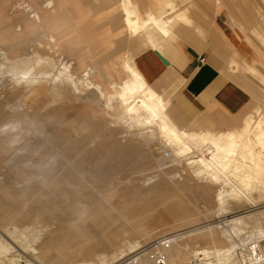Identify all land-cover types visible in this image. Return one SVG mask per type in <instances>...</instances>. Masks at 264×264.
Returning <instances> with one entry per match:
<instances>
[{"label": "rangeland", "instance_id": "1", "mask_svg": "<svg viewBox=\"0 0 264 264\" xmlns=\"http://www.w3.org/2000/svg\"><path fill=\"white\" fill-rule=\"evenodd\" d=\"M15 1L0 0V231L4 232L3 227L9 229L15 226L18 234L42 237L41 242L37 243L38 253L23 251L21 252L23 259L33 264H50L48 256L56 252L67 255L70 263L75 264L79 261L80 257L75 252L77 248L73 246L74 250L71 251L72 245L70 247L66 243L72 236L64 235L68 231V225L64 221L66 218H72L75 221L77 219L76 212L88 213L94 211L90 206L97 203L102 204L106 210L108 209L107 212L111 214L113 219V222L111 220L110 224L106 226L103 222L100 223L105 232L117 237L122 235L123 239H130L134 233H140L139 236L141 238L139 240L143 239L141 241L143 246L157 239L156 236H151L153 232L143 233L148 230L147 223L151 220V215L161 212L164 207L172 206L171 204L174 201H178L177 205L184 207L185 211L191 215L201 211H203V214H207L200 217L199 221L192 223L189 228L207 224L225 227L224 222H229V219L226 218L227 216L233 218V216L236 217L245 212H251L252 216L263 220L264 185L262 182L256 183L252 181V190L248 193L251 200H255V208L246 209L249 208L246 205L241 210L235 206V203H231L229 205L230 212L224 216L217 217L215 211L210 210L212 204L209 203V200L213 199L212 195L200 196L197 192L199 189L194 187L193 184L191 185V182H187L181 188L182 191L175 189L171 185L170 180L174 179L175 176L178 177L182 172L175 169L174 165L169 161L160 165L156 162L155 155L158 152L156 151L158 144L155 141L150 142L148 145L142 143L143 145L140 148L142 156H138L140 159L137 158L138 160L135 163L129 164L121 163L115 155L110 154L108 147H99V145H103L104 142L109 140V135H112L116 140L124 139V137L135 139V132H150L155 139L159 140L164 152L166 150L174 151L173 144L168 146V144L160 142L161 137L156 128H141L136 125L137 121L131 122L117 109L114 115L119 116L118 119L120 118L119 121L120 123L122 122V125L110 121V118L104 115L103 100L98 99L102 102L96 103L95 106L91 103L92 105L90 106L94 107H90L84 101L87 98L79 96L78 90L75 91L65 80L63 81V86H56L54 89L53 82L49 81L46 84V88H48H45L46 90H42L34 97L30 96V89L25 85H16L13 75L7 69L21 60H27L32 55L30 54L32 44L40 43L41 40H47L48 42L51 40L49 37H53L55 40L57 37L65 40L66 37L64 35L68 31H65V28L56 27L57 22L49 19V21L44 23L47 25L46 32L40 28V30L32 34V30L27 31L23 27L27 23L24 21L27 20L29 12L26 10L30 5L17 4L16 9L17 7L25 8L26 6L25 11L22 9V13L20 10L12 9ZM52 1L53 3L55 2V0ZM118 1L113 0V5L118 7ZM172 1L176 6L177 12L182 10L188 19L191 18L189 22L180 21L177 24H190L195 27L204 26L207 31L206 33H197L199 42L196 43L177 40L173 42L172 45L177 48L178 58L180 59L183 50L188 46H194L203 52H216L224 61L222 72L230 79L234 86L232 91L236 92L237 97L241 100L237 109L232 111V114L224 113L223 110H197L193 106L194 116L197 117L204 112L207 122L216 123V126L211 129L202 126L200 130L219 135L224 132V126H230V129L235 132L232 134L235 135V130H239L242 125V117L251 114L240 132L244 138L249 136L252 142H255L253 128L255 122L261 121L264 129V84L252 74L251 69L249 71L245 70L242 64H248L249 68H254L253 59H257L264 64V20L261 18V14H264V0ZM30 3L31 6L36 7L35 0L33 3L30 0ZM58 4L59 1H57ZM67 7L71 8L70 6ZM35 10L38 11L39 9L36 8ZM61 12L63 13L64 11L61 10ZM216 14L218 19H223L233 30L232 42H227L226 39L221 38L213 30L212 20ZM46 15L53 14L48 12ZM257 18H261L262 24L258 25V23H255V27H252ZM196 21L200 25H197ZM18 27L22 28L20 32L17 31ZM76 29L69 28L68 30L70 32L73 30L72 33H74ZM40 32L41 35L39 34ZM66 45L57 44L54 47L55 53H61ZM72 45L69 44V47ZM79 51L81 50L76 49L75 53L79 54ZM82 52L85 59L84 61L79 59L77 64H75V61L73 62L77 55L73 54L72 58H68L66 55L70 54L67 52L62 57L60 54L58 57L56 53L54 59L58 64L59 60L63 58L66 61L73 62V72L81 78V75L87 70L92 71L87 64L88 60L93 66V71H95L96 67L98 68L96 61L88 58L87 47ZM127 52L132 55L128 49V42H125L118 54H116L118 56L117 60L109 61L110 67L114 68V64H117L115 70H120L118 66ZM233 60L240 64V67H238L237 63L235 64V67L238 68L235 72H233L235 67L230 68L229 66ZM93 62H95L96 66ZM49 68L47 66L39 67L36 68V71L41 69L40 73L53 75L60 67L56 70ZM96 72L98 73L97 69ZM90 79L94 81L92 74ZM82 80V83L87 82L83 77ZM172 81L173 78L171 77L165 85H170ZM97 82H101V78ZM102 84L106 87L109 86L107 85V80ZM64 85L74 89V94H72L68 86ZM182 85V83L175 82L170 86V89L166 91V102L169 103L174 100L184 106L192 105V101L183 94ZM108 89L106 92H112L111 88ZM81 95H86L90 98V93L88 94V92ZM247 98L248 100H245ZM93 109L94 111H92ZM236 114L241 116L238 123L233 126L226 124L225 121L233 120L234 116L232 115ZM90 115L94 116V118ZM143 115L145 116L144 113H142ZM79 124H85L88 127L84 134L76 132ZM253 146L254 152H259L264 156V150L260 145L256 144ZM203 148L205 149V147ZM167 158L170 161L174 160L178 164L184 165V163H180L175 158L174 153L173 156ZM157 173L164 174L166 179L160 182L157 181L159 183V194L153 199L155 200L154 204H156L155 209L147 213V215L151 216L150 218L143 217L136 221L126 219L127 215H124L125 217L122 216L113 207L118 199H115L114 202L105 201V197L102 195L105 191L114 188H128L129 194L136 189L149 188L153 184L143 186L142 182H147L145 178ZM229 181L236 187L243 188L238 177L235 178L230 175ZM161 192L165 194L160 195ZM194 207L195 209L192 210ZM128 210H133V206H129ZM33 214L34 216L28 217ZM176 214L179 213L177 212ZM35 216L42 220L31 221ZM40 222H44L42 224L43 227ZM242 237L244 238L243 235ZM247 240L249 239H244L241 242L234 237L236 246ZM262 243L264 244V242ZM94 245L97 246L95 238L92 239L90 247ZM16 246L19 247L18 245ZM51 248L53 251H50ZM41 251L44 252L43 256L39 254ZM150 253V251L145 252L141 259L143 261L147 256L149 263L153 264V261L149 259L148 254Z\"/></svg>", "mask_w": 264, "mask_h": 264}, {"label": "crops", "instance_id": "2", "mask_svg": "<svg viewBox=\"0 0 264 264\" xmlns=\"http://www.w3.org/2000/svg\"><path fill=\"white\" fill-rule=\"evenodd\" d=\"M57 1H59L58 5ZM112 1L113 0H55L53 3L52 0H35V6L39 9L38 12L42 23L40 24L41 29L47 27L44 23L50 19L57 22L56 27L65 28V31H68L65 32V40H61L59 37L56 38L57 44H67L64 50L59 53L61 57L65 54V52H67L70 55L66 56L68 58H72L73 54H76V49L81 50L79 51V54H76L77 57L73 60V62L75 61V64H77L79 59L84 61L85 56L82 51H84L87 47L89 54L87 55L88 58L92 59V61H96L98 64V68L96 67L98 71L97 73L96 69L93 71V66H91L90 60H88L89 62L87 63L91 67L92 72H96V74H92L94 84L102 86V83H104L108 77L110 78L109 81H112V79H116L118 81L121 80L125 75L122 64L124 61L131 59L134 61L139 73L146 80L150 89L160 96L165 102L166 91L170 89V86H172L175 82L183 84V94L190 101H192V105L190 104V106H184L182 103L178 101L175 102L174 100L169 103L166 102V111L168 116L180 129H183L187 133L204 137L210 141H216V139H219L225 134L235 133L232 129H230V126H224V132L219 135L200 130L202 126L211 129L216 126V123L207 122L205 120L206 118L204 112L197 117L194 116V107L197 110L202 111L223 110L224 113L232 114V111L237 109V106L241 102V100L237 97L236 92L232 91L234 86L230 79H228V77L222 72V68L224 66L222 57H219L216 52H203L199 51L194 46H188L185 50H183L179 59L177 56V48L172 45V43L176 40L180 42H199V36L197 33L207 32L204 26L195 27L190 24H177V22L180 21L189 22L191 18L188 19L182 10L177 12L176 6L173 4L172 0H127L130 2L132 9L136 10L142 17H145L148 14L158 17V19H160V26L166 29V33L164 35L156 30H152V34H149V32L143 29L130 32L127 25L126 13L123 8L126 0H119L118 7L117 5H113ZM21 3L31 6L30 0H16L12 9H16L17 4L21 5ZM171 4L175 6L174 9L170 8ZM67 6H70L71 8H68ZM22 9L25 11L26 6L25 8L17 7L16 10H20L22 12ZM61 10L64 12L60 13ZM26 11H29V8ZM48 12L53 15L47 16L46 14ZM263 15L261 16L262 20H264ZM28 18L29 16H27V20L24 22L30 21L29 23H31V19ZM261 18H257L252 27H255V23L261 25ZM27 23L24 24L23 27H26ZM196 24L200 25L197 21ZM69 28L77 29L74 33H72L73 30L70 32V30H68ZM212 28L221 38L226 39L227 42L233 41V30L228 23L223 21V19H218L217 14L213 16ZM42 42L43 40H41V43ZM45 42H47V40ZM125 42H128V49L135 58L127 52L118 66L120 67V70L116 71L115 66H117V64H114V68H111L109 61L117 60L118 56L116 54H118ZM69 44L73 45L69 47ZM159 45L160 47H157ZM155 51H158L168 61L169 64L167 66L161 62L155 54ZM59 54L57 53L58 57ZM67 61L73 64V62L69 60ZM93 63L95 65V62ZM236 63L237 62L235 60L231 61L229 65L230 68L235 67ZM237 64L238 67H240V64ZM79 65L81 64L79 63ZM242 65L245 70L249 71L248 64ZM236 70H238V68L235 67L233 72ZM250 71L254 76H256L253 69ZM171 77L174 82L172 81L170 85L167 84L166 86L165 83H167L168 79ZM100 78L101 82H97ZM68 88H70L69 90L72 94H74V89L70 86H68ZM79 96H84V98L86 97L87 100L84 101H86L89 106L92 105L91 103L95 106L96 103L102 102L98 99L92 100L86 95ZM245 100H248V98ZM92 111H94V109ZM250 115L251 114H248L242 117V125L239 130H235L236 133L240 132L241 128L244 127L245 123L250 118ZM232 116H234L233 120L225 122L226 124H231L233 126L238 123L241 116L238 114ZM118 117L114 115L113 118H110V121H114L115 123L117 122L122 125V122L120 123V118L118 119ZM92 118H94V116H92ZM87 129L88 127L85 126V124H79L76 132L78 134H84ZM134 136H136L135 139L124 137V139L116 140L112 135H109V140L104 142L103 145H99V147H108L111 152L110 154L115 155L121 163L129 164L135 163L138 159H140L138 156H142L140 153L141 145H143L142 143L148 145L150 142L155 141L158 144V148L156 149L158 152L155 155V160L159 165L169 161L174 165L173 167L175 169H178L181 166L178 170L182 172L180 174L182 179L179 181L176 177H174V179L170 178L171 185L175 189L182 191L181 188L185 186L187 182L190 183V179L186 176V166L178 164L174 160L170 161L166 157L164 149L159 144V140L157 138L155 139L152 133L135 132ZM145 179L147 182L143 181V186L148 184L153 185L146 189H136L130 194L128 193V188H114L109 191H105L102 195L105 197V201L114 202L115 199H118V201L114 203L113 207L122 216L127 215L126 217L124 216L126 219L136 221L143 217L150 218L152 216L151 220L148 219V230L146 229L147 231L143 232L144 234L148 232H153L151 236L170 234L176 229V213L178 212L180 215L188 213L185 211L184 207L177 205L178 201H174L173 204H171L172 206H167V208L164 207V212L161 210V212H157V214L151 216L147 215L148 212L154 210L156 207V204H154L155 200L153 199L159 194V183H157V181L160 182L165 180L166 176L162 173H157L156 175H151ZM164 194V192H161L160 195ZM121 204L122 206H120ZM129 206H133V210L127 211ZM90 207H92L94 211L88 213L76 212L77 219L79 221L77 219L73 221L74 219L72 218H66L64 221L68 225V231L64 235L72 236L69 241H66V243L69 244L70 247L72 245L71 251L74 250V247L77 248L75 249V252L79 255L80 260L75 264H80L82 262L100 264L104 261V264H110L113 261L111 259L121 251H125V254L128 253L127 248L129 243L140 238V233H134L133 237L130 239H123L122 235L117 237L112 234H108L100 225L102 222L105 226L110 224L111 220L113 222L111 214L107 212L108 209L106 210L102 204L98 203ZM32 216H34V214L29 215L28 217ZM34 220L39 219L35 216V218L31 221ZM40 224L42 225L44 222H40ZM93 238L97 241V246L94 245L90 247V243ZM50 251H53L52 248ZM53 253L54 254L48 256L50 264H73L68 261L69 259L67 255L65 256L62 253L56 252Z\"/></svg>", "mask_w": 264, "mask_h": 264}, {"label": "bare ground", "instance_id": "3", "mask_svg": "<svg viewBox=\"0 0 264 264\" xmlns=\"http://www.w3.org/2000/svg\"><path fill=\"white\" fill-rule=\"evenodd\" d=\"M31 1L34 2V0ZM123 6L130 32L143 29L149 34H152V30L159 31L163 35L166 33V29L160 26L158 17L150 14L142 17L136 10L132 9L130 2L127 0ZM174 7L173 4L170 5L171 9H174ZM35 9L34 6L29 7L28 16L31 23L27 21L29 24L27 23L24 27L27 31L32 30V34L40 30V24H42L39 13ZM21 30L22 28L18 27L17 31L20 32ZM43 31L46 32V28ZM39 34L41 35V32ZM50 38L51 40L46 43L43 41L42 43L32 44L30 53L32 55L29 58L25 56L27 60H21L7 69L13 75L16 85H25L30 89V96L34 97L45 90L49 81L53 82L54 89L56 86H63L65 80L75 91L78 90L80 95L88 92L92 100L103 99L104 115L106 117L113 118L117 109L131 122L137 121L136 125L141 128H156L160 134L161 143L168 144V146L173 144L174 151L166 150V156L171 157L174 153L175 158L186 165V176L190 179V184L199 189L197 192L200 196H213V199L209 200V203L212 204L210 210L215 211L217 217L229 213L231 203H235V206L239 209L246 205L249 206L246 209L256 207L255 200H251L248 193L252 190V181L262 182L264 185V156L253 151V145L256 144L264 150V129L261 121H256L253 127L255 142H252L249 136L244 138L241 132L235 135L232 133L225 134L220 138L218 137L219 139H216V141L189 134L180 129L170 119L166 111V102L150 89L146 80L139 73L134 61L129 59L123 62L122 68L125 75L121 80L112 79V81H109L108 77L107 85H109L108 88L112 89V92H106L108 89L104 84L102 86L94 84L90 79V75L93 74L92 71L87 70L81 75L87 81L82 83V77L80 78L73 72L72 63L63 58L59 60L58 64L54 59L57 53H55L54 48L57 45V40L53 37ZM157 47H160V45ZM260 52L262 51L260 50ZM252 64L254 68L249 69H253L258 80L264 84V64L257 59H253ZM45 66L50 67L52 70L60 68L53 75L42 74L40 73L41 69L36 71V68ZM142 113L145 116H142ZM230 175L235 178L238 177L243 188L231 184L229 181ZM176 178L180 181L182 176L178 175ZM194 209L195 207L192 210ZM202 212L193 215L189 213L176 214V229L171 234L156 236L157 239L144 246L141 243L143 239H135L129 243L128 253L125 254V251H121L116 258L111 259L113 260L111 263L125 255L135 253L138 255L139 264H151L147 256L143 261L141 259L145 252L150 251L151 253L148 255L153 264L156 254L164 256L170 264H239L233 257L236 247L234 237L241 242L244 239L264 242V218L260 220L252 216L251 212H245L239 216H233V218L227 216L229 222H224L225 227L207 224L189 228L192 223L205 216ZM2 229L4 232L0 231V264H33L23 259L21 252L38 253L37 243L41 242L42 238L38 235L18 234L15 226L9 229L3 227ZM16 245L20 247V250ZM43 253L41 251L39 254L43 256ZM104 263L105 261L100 264ZM80 264L92 263L82 262Z\"/></svg>", "mask_w": 264, "mask_h": 264}, {"label": "built area", "instance_id": "4", "mask_svg": "<svg viewBox=\"0 0 264 264\" xmlns=\"http://www.w3.org/2000/svg\"><path fill=\"white\" fill-rule=\"evenodd\" d=\"M262 242L248 240L240 243L235 247L233 257L239 264H264V244ZM111 264H139L138 255L130 253ZM154 264L170 263L161 254H156Z\"/></svg>", "mask_w": 264, "mask_h": 264}, {"label": "water", "instance_id": "5", "mask_svg": "<svg viewBox=\"0 0 264 264\" xmlns=\"http://www.w3.org/2000/svg\"><path fill=\"white\" fill-rule=\"evenodd\" d=\"M155 54L157 55V57L161 60V62L164 64V65H168L169 63H168V61L164 58V57H162L158 52H156L155 51Z\"/></svg>", "mask_w": 264, "mask_h": 264}]
</instances>
